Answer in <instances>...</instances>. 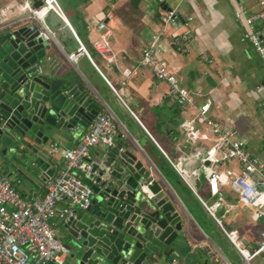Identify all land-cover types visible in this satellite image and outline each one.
I'll return each mask as SVG.
<instances>
[{
    "label": "crops",
    "instance_id": "obj_1",
    "mask_svg": "<svg viewBox=\"0 0 264 264\" xmlns=\"http://www.w3.org/2000/svg\"><path fill=\"white\" fill-rule=\"evenodd\" d=\"M164 1L168 10H176L178 14V19L166 28L162 23L166 10L153 0H58L63 17L49 12L42 20L53 42H46L48 60L41 72L50 82L62 85L64 91L90 98L99 114L111 113L115 117L118 148H93L90 152L93 162L107 159L108 151L113 157L128 152L152 168L153 175L148 180L158 183L179 205L187 231L186 241L172 256L177 264H218L208 256V251L214 248L232 263L240 264L239 256L198 199L199 196L213 200L208 191L207 172L202 170L192 178L195 194L181 181L164 153L172 162L182 161L188 171L199 166L198 151L210 149L217 141L212 125L198 115V106L210 100V120L222 130H236L250 152L264 160V67L253 47L244 41L245 27L236 17L238 9L246 17L264 11L261 5L264 0ZM23 3L24 0H0V11L6 8L12 11L6 15L7 23L26 16L21 10ZM29 3L33 8L31 0ZM100 22L111 32L110 42L118 54L116 64H108L94 48L101 35L95 25ZM257 26L264 32V18ZM187 30L185 51L177 52L170 40ZM74 33L92 61L79 52ZM160 33L165 61L180 84L196 94L195 108L178 106L168 95V85L156 81L151 70L140 65L142 50ZM71 54L75 55L73 60L68 59ZM191 120L194 130L190 134L182 126ZM87 130L77 128L54 142L59 149L55 173L63 166L65 152ZM121 147L123 153L119 152ZM217 168L225 174L232 173L222 186L229 204L226 223L241 233L249 248H254L264 229V217L253 220V211L242 205L230 188L229 183L240 173L238 165L222 160ZM0 170L25 199L36 200L45 194L48 176L40 172L22 175L18 160L11 154L0 151ZM51 225L62 239L64 224L54 220ZM261 262L264 264V256Z\"/></svg>",
    "mask_w": 264,
    "mask_h": 264
},
{
    "label": "water",
    "instance_id": "obj_2",
    "mask_svg": "<svg viewBox=\"0 0 264 264\" xmlns=\"http://www.w3.org/2000/svg\"><path fill=\"white\" fill-rule=\"evenodd\" d=\"M168 10L164 0H153ZM45 9L44 0H31ZM49 46L40 27L20 16L0 27V151L18 160L21 173L55 175L54 142L77 128L88 129L96 104L50 82L41 72ZM93 162L94 201L64 225V264H173L185 240L179 205L154 180L149 167L130 153ZM88 183H91L87 180ZM59 238V237H58Z\"/></svg>",
    "mask_w": 264,
    "mask_h": 264
},
{
    "label": "built area",
    "instance_id": "obj_3",
    "mask_svg": "<svg viewBox=\"0 0 264 264\" xmlns=\"http://www.w3.org/2000/svg\"><path fill=\"white\" fill-rule=\"evenodd\" d=\"M231 1L237 2L238 0ZM261 5L264 6V1L261 2ZM44 8L43 10L33 9L29 0H24L21 10L26 17L41 24V35L45 42L50 43L53 42V37L43 26L42 20L49 12H54L62 17L63 13L58 0H44ZM11 12V9L7 8L0 11V27L7 23L6 15ZM236 17L244 24V41L253 47L264 67V32L257 26V23L264 18V11L246 17L242 9H238ZM177 19L176 10H166L162 17V23L166 28ZM191 20L192 17L187 19L188 22ZM95 26L101 34L94 43L95 50L108 64H116L118 54L110 42L111 32L107 30V25L104 22L97 23ZM74 35L80 45L79 52L85 54L92 61L75 33ZM162 35L160 33L154 36L149 45L144 47L141 52L140 65L149 68L156 81L168 85V95L178 106L184 109L195 108L198 106L196 94L180 84L165 61V48L161 44ZM188 36L189 30L175 36L170 40V45L177 52H184L183 41L187 40ZM74 58V54L68 57L69 60ZM211 107L210 100H205L198 106L200 119L212 125V132L217 137V141L210 149L198 151L199 166L188 171L182 161L175 163L165 153L164 155L181 181L195 194L192 178L202 170L207 172L208 191L213 200L208 201L197 195L202 207L237 253L240 264H262L264 229L255 247L249 248L241 233L229 228L226 223L228 218L226 208L229 204L223 194L222 186L227 184V176L232 173L229 171L228 174H225L217 167L222 160L238 165L240 173L229 183V186L238 195L239 202L253 211L251 215L253 220L259 221L264 217V160L250 152L247 143L240 138L236 130H222L213 123L210 120ZM131 114L138 120L132 112ZM114 122L115 117L111 113H101L95 118L87 132L77 140L76 145L65 152L63 166L54 176L46 177L45 194L39 199H25L0 170V264L65 263L64 245L51 223L54 220H59L65 225L71 219H75L79 213L91 209L94 201L92 186H97L98 182L94 178H89L93 171L90 152L97 146H104L108 150L117 147V131ZM182 127L191 134L194 130V120L186 122ZM146 133L148 132L146 131ZM150 138L157 144L151 136ZM57 152L58 148L52 150L53 154ZM119 152L123 153L124 149L119 148ZM219 155L222 156L221 159H219ZM149 169L153 175L152 168ZM87 180L91 183H88ZM151 183L152 181L147 180L141 186L142 193L148 197H152L148 189ZM65 202L68 205L62 206ZM208 256L218 264H234L216 248L214 251H208ZM177 263L176 260H173V264Z\"/></svg>",
    "mask_w": 264,
    "mask_h": 264
}]
</instances>
